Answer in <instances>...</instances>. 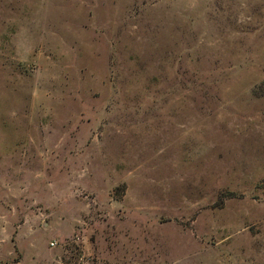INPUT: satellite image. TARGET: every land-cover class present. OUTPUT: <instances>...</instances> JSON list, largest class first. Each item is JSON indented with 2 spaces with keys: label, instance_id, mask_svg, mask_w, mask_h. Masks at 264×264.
Segmentation results:
<instances>
[{
  "label": "rangeland",
  "instance_id": "obj_1",
  "mask_svg": "<svg viewBox=\"0 0 264 264\" xmlns=\"http://www.w3.org/2000/svg\"><path fill=\"white\" fill-rule=\"evenodd\" d=\"M0 264H264V0H0Z\"/></svg>",
  "mask_w": 264,
  "mask_h": 264
}]
</instances>
